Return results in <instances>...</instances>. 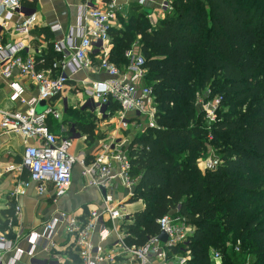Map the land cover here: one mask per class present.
<instances>
[{
    "label": "trees",
    "instance_id": "trees-1",
    "mask_svg": "<svg viewBox=\"0 0 264 264\" xmlns=\"http://www.w3.org/2000/svg\"><path fill=\"white\" fill-rule=\"evenodd\" d=\"M170 6L154 22L139 5L127 18L116 13L120 27L108 30V61L123 71L125 53L140 54L156 102L155 127L128 147L135 180L128 203L140 200L143 208L122 225L124 241L143 245L158 233V218L175 214L191 227L185 244L171 249L188 252L185 264H214L211 251L219 264H243L247 256L249 264H264V0ZM57 56L51 47L34 59L36 68ZM214 99L210 121L201 104ZM108 109L118 106L109 102ZM82 116L75 121L90 141L95 126ZM211 155L217 166L201 169Z\"/></svg>",
    "mask_w": 264,
    "mask_h": 264
},
{
    "label": "built area",
    "instance_id": "built-area-1",
    "mask_svg": "<svg viewBox=\"0 0 264 264\" xmlns=\"http://www.w3.org/2000/svg\"><path fill=\"white\" fill-rule=\"evenodd\" d=\"M22 0H0V15L3 23L13 20L21 9ZM143 0H138L141 5ZM171 9L170 0H163L160 12ZM118 11L116 0H108L105 9H87L83 20L86 24H78V41L67 39L66 43L57 41L52 45L58 55L47 69H37L32 57L18 54L17 46H0V76L9 79L11 72L16 70L18 75L31 81L37 90V95L25 101L20 97L21 89L17 83L11 82V100L26 103L23 112L1 111L0 129L5 133L19 134L25 141L34 140L36 143H26L17 168L8 166L5 172L18 170L26 171L27 176L20 179L9 193L14 202V216L20 218L18 200L33 186L39 195L48 188L52 191V200L56 202L68 190L71 183V173L74 165H78L85 187L103 190L102 201L99 207L90 210L85 216H74L65 212H55L41 224L39 229L30 230L21 237L28 247L22 249L17 243L9 245L5 235L0 232V251L13 250V259L8 264H14L22 255L34 257V250L40 246L43 251L55 248V235L60 230L67 237V245L77 258L65 257L56 264H185L188 252L173 253L172 248L180 247L187 241L191 227L175 214H166L156 220L158 233L148 236L141 246L128 245L124 241L125 231L123 224L131 223L124 211L123 203L116 201L111 185L114 178H118L121 186L127 190L130 198L133 194L135 180L129 177L130 164L128 149H123L115 139L104 143L92 160L86 162L84 158L72 155L71 139L58 137L53 134L47 124V118H59L60 114L49 103L56 99L64 90L69 77L78 72L94 69L89 52L98 49L99 62L97 72L106 75L101 80L82 81L83 92L88 100L94 103L98 114H106L109 102L118 106L119 126H127V114L132 113L143 127H155L156 102L152 88L144 82L143 58L135 54L132 49L125 53L128 63L123 71L108 61L109 38L108 30ZM32 17L13 21L12 29L15 33H27L32 25ZM54 31L57 26L51 25ZM44 101L47 106L40 113L36 106ZM201 104V101H199ZM217 100L201 104L206 118L214 119V109ZM106 106L102 111L101 107ZM215 156H208L200 162L201 169H214L218 164ZM114 164L118 165V172L112 173ZM121 220V224H120ZM11 225V219L8 221ZM59 229V230H57ZM163 231L167 238L165 242L158 240L159 232ZM112 237L111 241L108 238ZM238 242L234 248L238 250ZM11 247V248H10ZM115 249L121 252L117 253ZM220 254L210 252L214 264L220 263ZM133 262V263H132ZM1 264V263H0ZM247 264V263H243ZM249 264V263H248Z\"/></svg>",
    "mask_w": 264,
    "mask_h": 264
},
{
    "label": "crops",
    "instance_id": "crops-1",
    "mask_svg": "<svg viewBox=\"0 0 264 264\" xmlns=\"http://www.w3.org/2000/svg\"><path fill=\"white\" fill-rule=\"evenodd\" d=\"M162 1L143 0V3L139 5L138 0H116L117 13L127 18L137 13L136 7L139 5L148 11V19L154 22L158 17L163 16V13L160 12ZM107 2L108 0H22L20 12L13 17V20L3 23L0 15V46H17L19 48L18 54L21 56L28 55L33 59L46 56L57 41L66 43L70 37L72 40L78 41L77 26L80 23L86 24L82 15L84 11L92 8L103 10ZM29 17H32L33 20L28 32L15 33L12 29L13 21L16 18L21 21ZM110 24L116 28L120 27L116 17ZM51 25L57 26V29L52 31ZM109 51L110 45L107 53ZM89 55L94 69L86 72L81 71L69 77L64 90L49 103L54 109L59 107L57 112L60 117L55 119L49 116L47 118L50 131L58 137L70 138L71 154L84 158L86 162L92 160L99 153L104 143H110V140L113 139L119 142L123 149H128L132 141L144 130L132 113L127 114V126L123 128L119 126L120 113L118 110L110 113L107 108L106 114L101 115L98 114L94 108V103L88 98L83 104L77 100V93L83 92L84 83L82 81L86 79L101 80L106 77L104 73L96 71L99 62L98 49L92 48ZM0 65H2L1 61ZM11 82L18 84L21 89L20 97L25 101L37 95L36 87L27 78L19 76L16 70L11 72L9 79L0 76V110L23 112L27 108L26 103L10 99ZM139 84L142 85L145 82L141 81ZM68 110L72 111L68 112ZM76 111L79 112L80 116L85 115L93 122L95 128L92 140H86V135L77 126ZM26 143H36V141H25L19 134L5 133L0 129V222L2 223L0 224V232L5 235L11 247L17 243L22 249H26L28 244L21 237L30 230L39 229L41 224L53 213L61 211L77 217L85 216L90 210L99 207L102 201L101 191L85 187L79 166L74 165L71 183L62 197L53 202L50 188L44 194L39 195L34 187L30 186L26 194L18 200L20 218H16L13 209L14 202L10 200L9 193L17 181L25 178L27 173L25 170L22 172L18 170L5 172V169L8 166L18 167ZM117 172L118 165L114 164L112 173L116 174ZM111 192L116 201L123 203L124 211L128 216L143 208V203L140 200L128 203L127 190L121 186L118 178H114ZM10 219L11 225L8 223ZM54 238L56 241L55 248L50 251H43L38 246L34 250L33 258L30 259L26 255H22L14 264H56L57 261L65 257L72 258L69 255L70 246L66 244L68 242L67 237L63 236L59 230ZM111 240L112 237L108 238L107 242ZM115 250L117 253L121 252L119 249ZM12 259L13 250L0 251L1 264H8Z\"/></svg>",
    "mask_w": 264,
    "mask_h": 264
},
{
    "label": "water",
    "instance_id": "water-1",
    "mask_svg": "<svg viewBox=\"0 0 264 264\" xmlns=\"http://www.w3.org/2000/svg\"><path fill=\"white\" fill-rule=\"evenodd\" d=\"M44 108H45V102L44 101H40L38 103V109L36 110V112L40 113ZM105 108H106V106L104 105V106L101 107V110L104 111ZM71 131H72V129H71ZM101 193L104 194V191L101 190ZM157 238H158L159 241L165 242L167 236H166V234L163 231H161V232H159Z\"/></svg>",
    "mask_w": 264,
    "mask_h": 264
},
{
    "label": "rangeland",
    "instance_id": "rangeland-1",
    "mask_svg": "<svg viewBox=\"0 0 264 264\" xmlns=\"http://www.w3.org/2000/svg\"><path fill=\"white\" fill-rule=\"evenodd\" d=\"M77 95H78V96H77V100H79V102H80L81 104H83V102H85V101L87 100V98H88V97L85 95L84 92H80V91H79V93H77ZM55 110L58 111V110H59V107L57 106V107L55 108ZM86 119H87V118H86ZM140 126L142 127L141 124H140ZM69 152L72 153V149H70ZM201 160H204V159L202 158ZM120 224H121V220H120ZM211 252H213V251H211ZM250 259H251V257H250V256H247V257H246V260L244 261V263H247V264L250 263V261H249Z\"/></svg>",
    "mask_w": 264,
    "mask_h": 264
}]
</instances>
